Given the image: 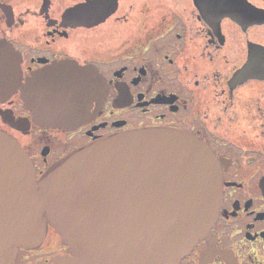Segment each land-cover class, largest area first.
Here are the masks:
<instances>
[{"label": "flooded vegetation", "instance_id": "obj_1", "mask_svg": "<svg viewBox=\"0 0 264 264\" xmlns=\"http://www.w3.org/2000/svg\"><path fill=\"white\" fill-rule=\"evenodd\" d=\"M64 63L87 72L88 91L83 76L67 87L76 114L90 106L66 128L40 125L35 88L45 85L28 79ZM133 129L189 134L221 171L217 217L176 264H264V0H0V132L21 145L36 182ZM43 219L41 241L11 264L72 256Z\"/></svg>", "mask_w": 264, "mask_h": 264}, {"label": "water", "instance_id": "obj_2", "mask_svg": "<svg viewBox=\"0 0 264 264\" xmlns=\"http://www.w3.org/2000/svg\"><path fill=\"white\" fill-rule=\"evenodd\" d=\"M82 71L64 63L28 79L45 85L35 88L43 99L35 104L36 123L66 128L87 113L90 100L76 114L67 88L86 77ZM79 82L89 90L86 78ZM221 194L213 155L181 131L133 129L101 138L39 182L21 145L0 132V264L41 241L43 215L72 250L58 264H176L207 237Z\"/></svg>", "mask_w": 264, "mask_h": 264}]
</instances>
